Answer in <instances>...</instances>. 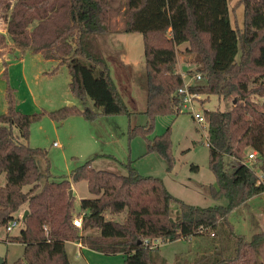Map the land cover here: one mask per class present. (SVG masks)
I'll list each match as a JSON object with an SVG mask.
<instances>
[{"label": "trees", "instance_id": "obj_1", "mask_svg": "<svg viewBox=\"0 0 264 264\" xmlns=\"http://www.w3.org/2000/svg\"><path fill=\"white\" fill-rule=\"evenodd\" d=\"M116 1L0 0V19L14 49L56 62L54 72L67 67L70 91L83 103V108L64 107L43 114L58 123L73 115L89 122L126 115L129 138L141 135L148 153H160L171 169L170 128L153 135L158 117L185 112V94L180 91L186 80L178 71L182 54L178 47L187 44L186 52L194 54L196 64L187 76H202L188 87L189 92L231 103L226 111L204 115L209 167L217 180V188L210 186L209 194L215 200L225 197L229 204L190 205L174 197L160 178L142 176L135 169L126 174L99 170L92 160L73 170L69 178L42 185L39 160L46 161L49 173L48 152L29 144L31 124L42 114L22 113L16 90L8 85V111L0 114V227L6 229L19 219L22 209L29 211L20 234H9L5 241L24 246L23 258L13 264H71L68 242L105 255L122 254L125 264H167L159 244L217 236L220 225L226 226L233 244L208 264H264L260 252L264 233L248 240L230 222L236 208L264 193V184L257 183L264 175V0H240L233 12L228 0H128L122 30L115 29L114 19L121 14ZM118 32L143 35L145 125L133 124L135 113L122 100L97 47L99 35ZM0 42L5 43L1 34ZM8 65L4 63L6 79ZM251 149L257 152L254 159H250ZM192 170L199 168L192 166ZM80 182L87 183L90 197L80 201L81 210L76 212V198L70 191L72 183ZM174 204L179 210L177 221L170 213ZM122 214L123 222L108 218ZM75 219L82 220L81 228L75 226Z\"/></svg>", "mask_w": 264, "mask_h": 264}, {"label": "rangeland", "instance_id": "obj_2", "mask_svg": "<svg viewBox=\"0 0 264 264\" xmlns=\"http://www.w3.org/2000/svg\"><path fill=\"white\" fill-rule=\"evenodd\" d=\"M238 1L240 0H228L232 12ZM126 4V0L116 1L115 6L121 13L114 19L116 30L124 28ZM238 15L243 16L242 10H238ZM232 21L234 23V19ZM0 34L5 36V43L0 42V72L5 70V62L9 64L8 78L0 74V114L8 111L6 100L8 85L17 89L15 95L17 106L22 113L42 114L31 124L29 137L30 146L43 148L48 152L49 173L46 161L39 160L40 169L44 174L42 185L47 180L59 181L69 178L73 170L92 160V165L99 170L126 174L130 169H135L142 176L160 178L174 197L190 205L207 208L229 204L227 198L215 200L209 194L210 186L217 188V180L209 167L208 125L206 122L199 123L194 118L196 115L205 118L206 111L228 110L231 106L228 100L225 101L217 96L210 98L199 96V99L190 105V109L179 116L165 115L157 118L153 137L164 134L170 128L174 164L169 169L168 161L160 153H148L147 143L141 135L133 139L129 138L130 121L126 115L101 116L94 122L87 121L81 115H73L63 123H58L47 114H43L44 111L53 112L64 107L83 108V103L70 91L71 77L67 67L62 66L54 72L58 67L56 62L46 61L41 55L31 53L23 55L17 52L7 35L6 24L1 19ZM117 40L120 43L116 41L112 47L109 42H104V48L108 49L105 60L122 100L129 110L135 113L132 118L133 124L145 125L148 119L142 113L147 94L143 36L122 33ZM194 58V54H190L186 58L188 64L183 65L184 68H189V71L195 70ZM184 68L183 72L180 69L179 72L184 73L186 83H194L193 78L187 76L188 71ZM87 104L93 107L91 102ZM15 132L18 134L17 130ZM250 151L257 156L256 151L252 149ZM192 166H197L199 170H192ZM228 168L233 170L231 166ZM5 181L3 176L2 183ZM28 188L26 187L25 190ZM72 189L75 190L76 212H79L81 197H90L88 185L86 182L72 183ZM170 213L174 221L179 220V210L175 204L172 205ZM23 214L22 209L19 217ZM252 214H256V218ZM108 218L123 222L125 215H108ZM256 219L264 220V194L235 211L230 217V222L237 225V233L250 238L254 231H258L257 233L261 231L257 230ZM23 228V222L11 233L0 227V258L7 264H13L24 256L22 244L5 242L9 234L18 236ZM217 233V236L210 234L196 236L190 241L161 243L160 256L167 264L186 261L191 264L211 263L221 258V255H224L233 244L225 225H220ZM260 249L264 262V244ZM66 251L71 264H125L126 259L122 254L105 255L86 247L81 248L75 242H68Z\"/></svg>", "mask_w": 264, "mask_h": 264}, {"label": "crops", "instance_id": "obj_3", "mask_svg": "<svg viewBox=\"0 0 264 264\" xmlns=\"http://www.w3.org/2000/svg\"><path fill=\"white\" fill-rule=\"evenodd\" d=\"M127 1V4H128V0H126ZM126 4V5H127ZM127 9V8H126ZM233 13H231V15H232ZM232 17H233V15L231 16V19H232ZM233 20V19H232ZM122 33L123 32H118V33H115V34H105V35H99L98 37H97V47H98V50H99V52H100V54L102 55V57L104 58V59H106L105 57L106 56H108L107 55V53H108V49H107V47L106 48H104V42H109V44H110V46L112 47V45L117 41V42H119L120 43V41L119 40H117V37H120L121 35H122ZM124 34V33H123ZM143 36V35H142ZM144 40V39H143ZM181 47H182V49H181ZM187 48H188V46L187 45H182V46H179L178 47V49H179V51H181L182 52V54L180 53L179 55H178V61H179V64H178V71H180L181 70V72H183L182 71V69L184 68V66L183 65H187L188 64V62L186 61V58L190 55L189 53H187L186 52V50H187ZM184 52V53H183ZM180 57H181V59H180ZM3 58V57H2ZM187 63V64H186ZM11 65V64H10ZM128 65H130V64H128ZM5 69V68H4ZM180 69V70H179ZM185 69V71H189V68H187V67H185L184 68ZM3 72V73H2ZM0 74H4V71H1L0 72ZM184 74V73H183ZM117 87V86H116ZM118 88V87H117ZM14 89L16 90V92H17V89L14 87ZM146 106V105H145ZM145 110V109H144ZM138 113V112H137ZM108 171H110V170H108ZM112 172H114V171H112ZM73 190V192H74V195H75V190L74 189H72ZM262 194H264V193H262ZM262 194H260V195H257V196H261ZM257 196H255V197H253V198H251V199H249L247 202H245L243 205H245L246 203H249L250 201H252V199H254V198H257ZM87 198V197H86ZM83 199V197H81V199L80 200H82ZM243 205H241V206H239L238 208H236L234 211H233V213L235 212V211H237L238 209H240ZM24 212H25V210H24ZM232 213V214H233ZM253 215V214H252ZM262 215V214H261ZM253 217L254 218H256V214H254L253 215ZM260 221H263V223H260ZM256 224H257V230H261L259 233H257L258 231H254V234L249 238L248 236H245V235H241V234H239V233H237V225H235L234 223H232V225H233V227H234V229H235V231H236V233L238 234V235H240V236H244V237H246L248 240H250V239H252L253 238V236H255V235H259V234H263L264 233V220H260V219H256ZM80 246H81V248H84V246H82L81 244H79Z\"/></svg>", "mask_w": 264, "mask_h": 264}, {"label": "built area", "instance_id": "obj_4", "mask_svg": "<svg viewBox=\"0 0 264 264\" xmlns=\"http://www.w3.org/2000/svg\"><path fill=\"white\" fill-rule=\"evenodd\" d=\"M193 80H194V83H195V81H201V80H202V76H201V75H197V76H195V77L193 78ZM191 84H193V83H191ZM191 84H190V83H186L185 88L182 89V90L180 91L182 94H185V100H184V104H183V109H184L185 111H188V110L190 109V105H191L192 103H194V102L197 100L196 98L199 97V95H193V94H191V93L189 92L188 87H189ZM195 119H196L199 123H203V122H205V118L201 117L200 115H196V116H195ZM55 145H57V144H55ZM255 157H256V154H255V153H252V154L250 155V159H254ZM257 183H258V184H264V175H263V174H260V177H259V180H258ZM21 222H22V217H19V219H16L15 221L11 222V223L7 226L6 231H7L8 233L13 232L16 228L19 227V225H20ZM74 224H75L76 227L81 228V227H82V220H81V219H75V220H74Z\"/></svg>", "mask_w": 264, "mask_h": 264}, {"label": "water", "instance_id": "obj_5", "mask_svg": "<svg viewBox=\"0 0 264 264\" xmlns=\"http://www.w3.org/2000/svg\"><path fill=\"white\" fill-rule=\"evenodd\" d=\"M73 195H74V192H73V190H71V191H70V196L72 197ZM28 214H29V211L26 210V211L24 212L23 216H22V220H23V221L26 219V217L28 216ZM5 263H6V262H5L2 258H0V264H5Z\"/></svg>", "mask_w": 264, "mask_h": 264}]
</instances>
